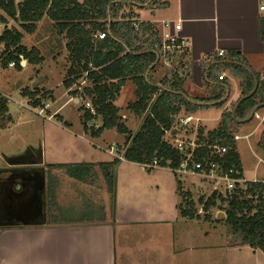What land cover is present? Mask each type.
<instances>
[{
  "label": "crops",
  "instance_id": "0c3cea01",
  "mask_svg": "<svg viewBox=\"0 0 264 264\" xmlns=\"http://www.w3.org/2000/svg\"><path fill=\"white\" fill-rule=\"evenodd\" d=\"M262 5L264 0H158L152 7L136 9L138 21L151 22L159 36L162 34L163 20H180L182 27L178 33L188 45L175 52L174 67L185 74L183 88L190 99L203 103L202 99L216 96L221 85L227 87L226 93L229 91V96L224 105L201 106L194 112H187V115L194 118L193 121L203 122L207 126L205 120L209 114H213L214 119L218 121L217 127L223 111L231 109L243 97L242 77L233 74L230 64L223 63L242 64L238 62V58H242L250 70L264 73V44L260 32V22L264 18ZM220 51L223 52L222 55L219 54ZM10 63L6 68L14 67V62ZM159 63L164 64L162 58ZM157 66L150 74L153 82L160 84L169 73L161 71ZM158 70L160 78L154 74L159 73ZM221 74H224L223 79L219 78ZM168 77L166 79L172 76ZM83 80L84 83L89 82L81 87L84 91L82 99L88 101L85 87L90 81L87 77ZM76 81L68 89L64 86L63 93L67 95V101L82 100ZM126 84L129 85L130 99L136 87L131 80ZM39 85L34 87L39 88ZM126 88L125 85L121 94ZM0 91L9 95L12 93V90H4L1 87ZM73 94L76 98L70 96ZM56 100L57 97L48 100L50 106L47 110L50 112L46 117H42L45 131L39 157L21 160V163L10 162V168L40 167L50 170L54 177L58 176V170H63L52 167L55 165L91 164L95 173L96 170L100 171L97 164L112 162L116 155L109 149L113 145L103 148L99 144L108 143L105 137L108 130L95 138L85 131L75 134L70 129L73 127H66L58 120L59 117L63 118L60 115L61 106L51 108ZM25 101L27 100H23ZM211 109L213 112H210ZM257 112L264 114V108ZM122 116L127 118L124 113ZM253 120L257 124L251 132H262L264 121L256 117L248 122H241L236 130L247 128L248 123ZM11 122H15L13 117ZM207 130L211 129L207 126ZM122 138L125 139L126 135H122ZM111 143L115 145L116 142ZM121 152L117 150V154L120 155ZM114 171V220L111 213L94 221L51 220L38 224L22 217L23 223L15 220L14 224L0 223V264H264V252L260 249H253L249 245L229 246L226 235L220 237L218 242L212 240L210 244L208 235L215 231L202 217L188 219L180 215L177 207L180 201L177 180L169 168L147 171L141 164L122 159ZM90 177L81 182H89ZM101 178L104 180L102 174ZM103 182L106 188L105 180ZM5 189L4 197L9 201L11 185H6ZM13 192L17 193L15 187ZM56 195L58 196V193ZM55 202L58 207L57 204L61 201L56 197ZM3 205L7 215L11 212L15 214L14 208L13 211H8L9 205ZM39 211H43L40 205ZM31 215L30 213V217ZM177 224H181L178 226L183 229V234L182 238L177 236L174 240V226ZM148 235H154L158 240L157 247L139 250L138 245L136 247L134 243L150 239L146 238ZM176 240L180 242L177 243ZM184 251L191 255L182 256ZM193 252H196L194 256Z\"/></svg>",
  "mask_w": 264,
  "mask_h": 264
},
{
  "label": "trees",
  "instance_id": "16d2710c",
  "mask_svg": "<svg viewBox=\"0 0 264 264\" xmlns=\"http://www.w3.org/2000/svg\"><path fill=\"white\" fill-rule=\"evenodd\" d=\"M158 0H0V25H6L0 33L1 59L6 68L14 62L21 69L24 57L29 64L37 65L43 61L39 49H28L23 45L24 34L15 27H7L8 19L19 22L21 28L32 34L37 29V23L44 17L53 21L58 33L67 39L66 49L71 62L65 88L88 73L90 81L85 87L92 110L85 109L80 118L84 131L91 137H100L106 130H116L126 135V145L121 150L123 160L145 166L147 171L153 161L158 162L157 168L179 167L182 154L171 144V138H165V130L173 124V116L182 110L194 112L201 105L197 99H190L183 88L184 78L172 72L170 79L161 80V85L152 80L151 71L162 58L159 53L160 36L151 22H139L136 9L152 7ZM134 24H137L138 27ZM104 32L106 37L98 39L96 32ZM261 39L264 44V18L260 22ZM176 61L173 58V65ZM230 64L233 74L242 77V96L249 94L258 83L255 93L242 101L238 106L235 117L233 109L223 111L219 125L205 132L199 128L196 135L197 147L192 154V160L209 170V163H218L222 172L232 170V176L243 177L242 162L237 151L235 139L236 127L249 118L255 108H264V73L249 69L242 58ZM248 67V69L246 68ZM176 68V67H175ZM177 69V68H176ZM176 71H181L177 69ZM185 75V74H184ZM131 80L135 85V100L129 102L127 110L142 120L139 129L132 132L123 119L121 108L116 105L123 87ZM227 87L220 86L216 96L202 99V102L221 100L226 94ZM22 94L34 98L37 105L46 95L39 88L22 90ZM46 99V98H45ZM54 99V98H52ZM8 100L0 97V127L5 128L12 121L8 112ZM225 102L216 104L222 107ZM206 106V105H204ZM100 119L101 124L90 125L91 121ZM64 126L70 127V124ZM264 132V130H263ZM185 135V134H184ZM263 148V142L260 143ZM215 145L227 146L228 151L220 156L216 153ZM117 155L112 162L99 163L97 166L111 191L115 194V167L122 161ZM52 167L61 168L78 180H87L93 175L91 164H59ZM201 169V168H200ZM177 180V193L182 198L177 207L182 217L200 219L191 192L183 188L180 175L174 173ZM53 195V194H52ZM226 203L225 223L231 231L229 246L249 245L253 249L264 252V184L262 182H247L245 188H236L230 194L214 192L206 200H199L205 217L209 220L208 212L212 207ZM49 208L51 217L55 215V197L51 198ZM55 217H52L54 221Z\"/></svg>",
  "mask_w": 264,
  "mask_h": 264
},
{
  "label": "rangeland",
  "instance_id": "374dc122",
  "mask_svg": "<svg viewBox=\"0 0 264 264\" xmlns=\"http://www.w3.org/2000/svg\"><path fill=\"white\" fill-rule=\"evenodd\" d=\"M19 1L21 0H16V2ZM5 26L4 24L0 25V33ZM7 27H15L22 31L24 34L23 45L28 49L36 47L39 49L44 59L37 65L29 64L28 62L21 64V69H17L15 66L5 68L4 62H0V87L4 90H12L10 95L12 99L8 103V112L15 119V122H10L7 127H0V185L3 183V185L7 184L4 179L8 180V178H14L13 180H15L14 173L17 174L16 183H14L17 190L20 191L22 188L20 184L26 182V184H24L26 187L22 188V190L16 194L13 192L12 181L10 182L12 190L9 201L8 198L3 196L1 198L0 223L14 224V220L15 222L23 223V220L20 219L21 217L27 218V220H31L38 224L50 222L52 217H55L54 219L57 221H74L81 219L94 221L100 220L111 213L113 215L112 219L114 220L115 194L112 195L108 186L104 188L105 183L103 182V178H101L100 171L96 170L95 173L93 172L94 174L90 177V181L85 183L81 182V180L71 178L64 169L58 170V172L56 171L58 176L54 175V177H52L50 170L47 171L40 167L18 166L17 168H10L8 164L10 162L21 163V160L37 159L40 154L41 140L44 139V119L33 109L35 106L33 104L35 101L34 98L29 96H24L26 97L24 98L23 94L20 93L23 89L34 90V85H39V83H41L39 85L40 87L42 86L41 88L39 87L40 90L46 92V95H49L44 97V99L46 98L44 101H50L52 98L57 97V102L52 105L51 108L56 109L61 106L60 115L63 117L62 119L68 121L70 127H73L70 129L75 134L78 131H84L79 115L85 111L84 108L86 109V107L83 100L67 101L68 97L63 93V81L66 79V74L71 62L69 53L66 49L67 39L64 35L58 33L53 21L44 17L37 23V29L32 34L25 32L21 28L19 22L13 19H8ZM99 32L100 31L96 33ZM1 52L2 47L0 46V54ZM21 58L22 60L25 59L24 57ZM163 63V65L160 63L158 64V69L160 68V70L165 73L168 72V75L171 77L173 72L171 69L172 67L164 61ZM154 74L157 78H160V71ZM84 78H86L84 74L80 76L76 81V86H80L81 83H83V85L89 83H84ZM231 85L233 87L232 82ZM126 87L127 88L117 99L116 104L121 108V114L124 113L125 116H127V118L125 117L123 119H125L128 127L132 132H136L141 125L142 119L127 110L129 101L131 102L135 98L134 93H131L132 98L129 99V85L126 84ZM70 96L76 98L74 94ZM23 100L27 101L23 102ZM46 111L47 114L50 112H48V110ZM210 112H213V109H211ZM186 115L187 112L182 110L176 115L177 118H174L170 133L166 134L165 137H170L171 143H174V139L178 135L181 136L183 134H185L187 139L192 140L199 128H203L205 132H207V126L212 130V128L216 127L218 124L213 114H209L210 116L205 120L207 126H205L203 122L197 123L193 121L194 119L189 124H183L178 121L180 116L183 117ZM93 124L99 126L101 124L100 119L90 123V125ZM248 124L247 128H239L236 130V134L240 137V139L237 140V151L239 152L242 162L243 176L249 181L255 178L262 180L264 179V148L260 143L262 142L263 131L251 132L257 124L255 120ZM105 137L108 143L99 144L103 148H109L113 145L114 153H116L118 148L122 149L126 145V138L123 139L122 135L120 136L116 130H108L105 133ZM112 141L116 142L115 145L111 143ZM109 150H111V147ZM180 179L183 185H185L183 188L191 192L195 207L202 218H204L206 214H204L202 204L199 200L201 198L203 200L208 199L215 191L224 193L225 190L223 183L218 184L202 175L180 174ZM52 188L55 189L52 190ZM57 193L58 196L56 195ZM53 196L55 199L56 197L59 198L61 202L57 204L58 207L53 206L56 208V211H54L55 215L51 217L49 208L52 206L50 200ZM181 199L180 197V201ZM4 203L9 205L8 211L12 208L15 209L13 217L8 216L5 212ZM39 205L43 211H39ZM226 206V203L221 204L220 200H218L217 205L212 207L207 213L209 220H205V223L215 231L212 235H208L210 244L212 240H216L217 242L220 241V237L224 235L228 237V241L233 238L231 237L229 226L224 221L226 218ZM24 212H27V215L24 214ZM30 213L32 214L31 217ZM178 225L181 224L174 226V240L177 236L181 237L183 234V229ZM153 236L154 235H148L146 238L150 239H145V241L141 240L134 244L136 247L138 245L137 248L139 250L146 249L147 247L154 249L157 247L156 243H158V240ZM180 240H176V242L179 243ZM176 246L177 245H175V247ZM195 254L196 252H193V256ZM190 255L188 251H184L182 254V256Z\"/></svg>",
  "mask_w": 264,
  "mask_h": 264
},
{
  "label": "built area",
  "instance_id": "2783aa9c",
  "mask_svg": "<svg viewBox=\"0 0 264 264\" xmlns=\"http://www.w3.org/2000/svg\"><path fill=\"white\" fill-rule=\"evenodd\" d=\"M261 9H264V5L261 6ZM136 26V28L138 27L137 24H134ZM181 22L179 21H174L171 19H166L162 21V34L160 36V44H159V53L162 56L163 61L170 65L173 69L174 72H176L178 74L179 77L184 78V73L181 71H176L177 69L174 67L172 61L174 58V54L175 52L180 49V48H185L188 45V42L182 38L179 35V30H181ZM94 36L98 39H104L106 37L104 32H99V33H95ZM220 55L223 54L222 51L219 52ZM0 60H1V54H0ZM10 65H13V63H10ZM88 73H84V76L87 77ZM220 79L224 78V74H221L219 76ZM82 84L79 86L78 90L80 91V97L81 99L83 98L82 95L84 94L83 89H81ZM0 97H5L8 102L12 99L11 96L9 94H6L2 91H0ZM85 103V107L87 109H90L93 111L91 104L89 103V100L87 101L85 98L82 99ZM50 103L49 101H44L41 100L37 105H35L33 107L34 111L41 115L42 117H46L47 116V109L49 108ZM177 115V114H176ZM174 115V118H177V116ZM254 117L256 118H260L262 121H264V114H260L258 112L255 113ZM194 118L191 115H187V116H183V117H179L178 121L183 123V124H189L191 123V121ZM170 133V129L169 130H165V136L166 134ZM196 133L194 134V137L192 140H189L185 137V135H178L175 139H174V143H171L173 147H175L177 150H179L182 154V161L179 165L178 168L171 170L173 173H177L178 175L180 174H192V175H202L204 177L209 178L210 180H213L215 182H217L218 184L223 183L225 186V190L224 193L222 194H230L232 192V190L236 189V188H245L247 182H249V180L245 179V177H241V178H236L233 177L232 174V170L230 171H226V172H222V170L220 169V166L218 165V163L215 162H211L209 163V170H205L202 168L201 164L195 163L192 160V154L194 149L197 147V143H196ZM240 137L238 135L235 136V139L238 140ZM216 153H218L220 156H223L227 151H228V147L227 146H221V145H215L214 146ZM111 153H114V147L111 148L110 150ZM115 155L117 154L114 153ZM120 156V155H119ZM121 159H123L120 156ZM149 167H158V162L156 160L153 161V164L148 165ZM201 168V169H200ZM251 182H262L264 184V180H258V179H254V180H250Z\"/></svg>",
  "mask_w": 264,
  "mask_h": 264
},
{
  "label": "water",
  "instance_id": "95a60500",
  "mask_svg": "<svg viewBox=\"0 0 264 264\" xmlns=\"http://www.w3.org/2000/svg\"><path fill=\"white\" fill-rule=\"evenodd\" d=\"M26 62H27V61H26L25 59H23L21 64H24V63H26ZM240 65H242V64H240ZM242 66H245V65H242ZM246 68L248 69V67H246ZM257 87H258V83L256 82V83H255V87H254V89H253L249 94H247V95H245V96H243L242 98L239 99V101L237 102L235 108L233 109L234 117H235L236 110H237L238 106L240 105V103H241L242 101H244L245 99L251 97V96L255 93ZM228 96H229V91H227L226 95H225L221 100H217V101H214V102H203V103L198 102V104L201 105V106H204V105H206V106H209V105H216V104H218V103L225 102V101L227 100ZM259 108H260V107L255 108V109L252 111V113H251V115L249 116V118H247L246 120H243L242 122H248V121H250V120L254 117L255 113L259 110ZM91 123H92V121H91ZM262 142H263V144H264V133H263V136H262Z\"/></svg>",
  "mask_w": 264,
  "mask_h": 264
},
{
  "label": "flooded vegetation",
  "instance_id": "af4514ba",
  "mask_svg": "<svg viewBox=\"0 0 264 264\" xmlns=\"http://www.w3.org/2000/svg\"><path fill=\"white\" fill-rule=\"evenodd\" d=\"M13 175L15 176V180H13L14 178H11V177H10L11 179L8 178V180H7V179L4 180L7 184L3 185V184H4V183H3V184L0 185V201H2V200H1L2 196L4 197V189H5L6 185H9L10 182L12 181V182H11V183L13 184L12 187H13V188L15 187V184H14V183H16L15 181H16V179H17V177H16L17 174L14 173ZM24 184H26V182H24L23 184L21 183L20 186H22V188H25L26 186H25ZM15 188H16V187H15ZM22 188H21V190H22ZM5 190H6V189H5ZM21 190H20V191H21ZM16 191H17V192H20V191L17 190V189H16ZM26 192H27V190H26ZM1 204H2V203H1ZM1 204H0V208H1ZM25 213H26V212H24V214H25ZM26 215H27V214H26ZM8 216L13 217L14 215L11 213V214H9ZM21 218H22V217H21ZM21 218H20V219H21Z\"/></svg>",
  "mask_w": 264,
  "mask_h": 264
}]
</instances>
